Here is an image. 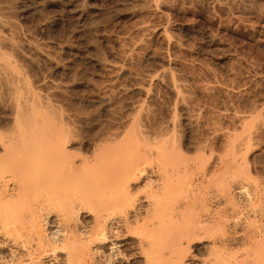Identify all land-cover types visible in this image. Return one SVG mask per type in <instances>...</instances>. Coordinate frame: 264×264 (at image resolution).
<instances>
[{"label": "bare ground", "instance_id": "obj_1", "mask_svg": "<svg viewBox=\"0 0 264 264\" xmlns=\"http://www.w3.org/2000/svg\"><path fill=\"white\" fill-rule=\"evenodd\" d=\"M9 29L0 15V85L11 111L0 122V264H264V150L262 160L249 153L255 108L239 115L248 128L227 134L222 155L211 144L187 153L172 125L144 128L143 105L123 130L80 151L73 118L5 53L18 49ZM154 72L149 84L162 82ZM166 85L180 99L176 79Z\"/></svg>", "mask_w": 264, "mask_h": 264}, {"label": "rangeland", "instance_id": "obj_2", "mask_svg": "<svg viewBox=\"0 0 264 264\" xmlns=\"http://www.w3.org/2000/svg\"><path fill=\"white\" fill-rule=\"evenodd\" d=\"M156 4L152 0H0L1 18L18 45V49L2 50L14 53L10 54L21 62L33 87L52 93L51 102L75 122L73 127L80 133L77 141L85 143L80 151H89L91 143L102 142L111 130H123L143 105L144 128L161 131L172 125L170 130L177 131L174 135L182 150L193 154L196 145H206L222 155L228 149L229 134H242L240 121L246 115H239L253 114L255 108L256 119L247 126L257 130L258 139L249 153L261 157L264 0H163ZM118 66L128 67V74L121 75ZM168 67L173 76L163 73ZM157 70L162 82L149 84L147 74ZM170 77L181 86L180 99L166 87ZM136 88L149 92L145 95ZM0 91V122L5 123L11 111L5 105L7 89L0 85Z\"/></svg>", "mask_w": 264, "mask_h": 264}]
</instances>
